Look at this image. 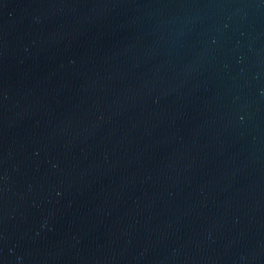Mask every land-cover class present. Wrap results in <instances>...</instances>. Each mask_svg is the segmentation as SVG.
<instances>
[{
	"label": "water",
	"instance_id": "1",
	"mask_svg": "<svg viewBox=\"0 0 264 264\" xmlns=\"http://www.w3.org/2000/svg\"><path fill=\"white\" fill-rule=\"evenodd\" d=\"M0 264H264V0H0Z\"/></svg>",
	"mask_w": 264,
	"mask_h": 264
}]
</instances>
